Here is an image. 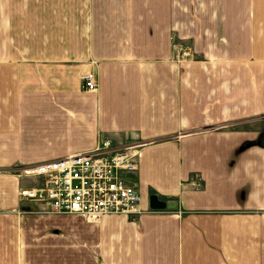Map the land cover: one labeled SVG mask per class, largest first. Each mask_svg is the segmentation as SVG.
Returning a JSON list of instances; mask_svg holds the SVG:
<instances>
[{
	"label": "crops",
	"instance_id": "0c3cea01",
	"mask_svg": "<svg viewBox=\"0 0 264 264\" xmlns=\"http://www.w3.org/2000/svg\"><path fill=\"white\" fill-rule=\"evenodd\" d=\"M105 138L139 213L18 197ZM0 264H264V0H0Z\"/></svg>",
	"mask_w": 264,
	"mask_h": 264
},
{
	"label": "built area",
	"instance_id": "2783aa9c",
	"mask_svg": "<svg viewBox=\"0 0 264 264\" xmlns=\"http://www.w3.org/2000/svg\"><path fill=\"white\" fill-rule=\"evenodd\" d=\"M81 80L86 89L96 85L93 71L82 73ZM140 144L131 141L113 145L105 138L86 150L16 165V175L34 179L18 187V197L22 201H42L50 211L78 214L90 220L105 213L135 215L142 210L139 192L125 174L134 171Z\"/></svg>",
	"mask_w": 264,
	"mask_h": 264
},
{
	"label": "water",
	"instance_id": "95a60500",
	"mask_svg": "<svg viewBox=\"0 0 264 264\" xmlns=\"http://www.w3.org/2000/svg\"><path fill=\"white\" fill-rule=\"evenodd\" d=\"M165 205L164 200L157 197L155 194H150L148 206L150 208H162Z\"/></svg>",
	"mask_w": 264,
	"mask_h": 264
}]
</instances>
